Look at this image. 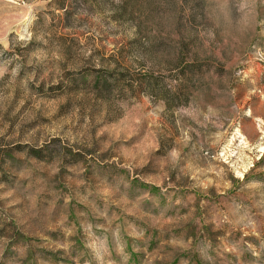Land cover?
Masks as SVG:
<instances>
[{
	"label": "rangeland",
	"instance_id": "obj_1",
	"mask_svg": "<svg viewBox=\"0 0 264 264\" xmlns=\"http://www.w3.org/2000/svg\"><path fill=\"white\" fill-rule=\"evenodd\" d=\"M264 0H0V264H264Z\"/></svg>",
	"mask_w": 264,
	"mask_h": 264
},
{
	"label": "bare ground",
	"instance_id": "obj_2",
	"mask_svg": "<svg viewBox=\"0 0 264 264\" xmlns=\"http://www.w3.org/2000/svg\"><path fill=\"white\" fill-rule=\"evenodd\" d=\"M260 150L263 151L264 150V147L262 149H260Z\"/></svg>",
	"mask_w": 264,
	"mask_h": 264
}]
</instances>
